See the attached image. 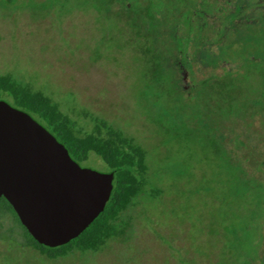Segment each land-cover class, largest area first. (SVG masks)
Masks as SVG:
<instances>
[{
  "label": "rangeland",
  "instance_id": "rangeland-1",
  "mask_svg": "<svg viewBox=\"0 0 264 264\" xmlns=\"http://www.w3.org/2000/svg\"><path fill=\"white\" fill-rule=\"evenodd\" d=\"M123 4L132 5L133 0L110 5L96 0H0V75L10 73L32 83L87 130L91 117L97 116L135 137L149 152L148 188L158 189L160 196L141 195L128 209L125 216L134 229L128 243L109 241L96 253L49 260L0 240V264H263L264 170L252 178L241 161L229 162L224 131L210 126L209 112L203 114L211 90L185 94L173 83L165 82L163 91L161 85L147 84L134 35L114 15ZM259 4L264 7V0ZM260 13L241 15L234 39L253 67L251 72L237 69L240 100L256 112L241 110L239 121H233L264 138ZM212 39L204 38L208 51L197 48L204 75L210 70L206 54L234 56L228 41ZM177 48L171 58L183 64L187 53ZM233 70L228 66L221 73L226 77ZM242 129L237 127L238 132ZM255 141H243L252 168L264 164V141ZM80 165L109 173L93 154Z\"/></svg>",
  "mask_w": 264,
  "mask_h": 264
},
{
  "label": "trees",
  "instance_id": "trees-1",
  "mask_svg": "<svg viewBox=\"0 0 264 264\" xmlns=\"http://www.w3.org/2000/svg\"><path fill=\"white\" fill-rule=\"evenodd\" d=\"M96 1L115 4V0ZM260 5L259 0H133L132 5L123 4L121 10L117 8L114 14L127 24L134 35L133 44L145 61L149 86L161 85L159 88L163 91L166 89L165 82H169L185 94L194 90L212 91L203 114L208 115L209 112L210 126L224 131L223 144L228 151L229 162L241 161L245 172L252 178L264 170V164L258 162L252 168L248 155L243 154L244 149L248 150L243 141L255 139L259 144L264 138L260 131L250 129L247 124L244 130L237 122L235 124L236 120L239 121L241 110L253 115L256 107L240 100L242 90L237 69L251 72L253 67L240 48L241 44L234 39L240 31L241 15L259 14L260 11L261 17H264V7ZM159 33L166 38L164 42L159 39ZM207 35L220 44L228 41L235 51L234 56L223 59L204 53L205 63L210 68L208 75H204L199 69L201 63L198 56L201 52H197V48L205 49L204 52L209 50V44L204 41ZM177 47H183L187 53L183 64L175 63L171 58L178 51ZM227 65L234 70L225 77L221 69H227ZM171 96L174 97V94ZM5 98L9 104L27 112L42 124L66 147L78 164L88 162L92 154L97 156L113 174V188L97 218L77 238L56 248L36 242L22 226L12 206L1 197L0 240L30 249L49 260L65 258L75 252L96 253L109 241L130 242L134 229L132 219L125 216L128 209L141 195L157 198L161 193L156 188H148L147 149L135 137L97 116L91 117L92 127L87 130L64 113L60 105L42 90L30 82L19 81L10 73L0 75V100ZM237 127L242 130L238 132ZM249 153L252 154V151Z\"/></svg>",
  "mask_w": 264,
  "mask_h": 264
},
{
  "label": "water",
  "instance_id": "water-1",
  "mask_svg": "<svg viewBox=\"0 0 264 264\" xmlns=\"http://www.w3.org/2000/svg\"><path fill=\"white\" fill-rule=\"evenodd\" d=\"M113 174L83 168L42 124L0 100V198L39 244L77 238L108 202Z\"/></svg>",
  "mask_w": 264,
  "mask_h": 264
}]
</instances>
